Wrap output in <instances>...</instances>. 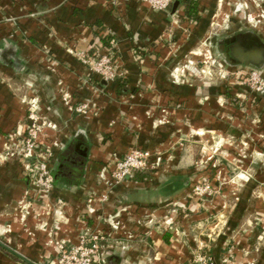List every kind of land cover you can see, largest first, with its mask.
<instances>
[{
	"label": "crops",
	"instance_id": "1",
	"mask_svg": "<svg viewBox=\"0 0 264 264\" xmlns=\"http://www.w3.org/2000/svg\"><path fill=\"white\" fill-rule=\"evenodd\" d=\"M189 1L156 11L143 0H0V264H53L57 242L95 234L103 264H264V95L250 104L197 77L212 26L240 11ZM251 47L255 59L238 62L263 65L258 35L222 43ZM109 48L113 82L79 59ZM33 108L54 126L39 139L51 151L47 197L6 152ZM134 150L152 154L149 167L112 186ZM205 182L213 195H193Z\"/></svg>",
	"mask_w": 264,
	"mask_h": 264
},
{
	"label": "built area",
	"instance_id": "2",
	"mask_svg": "<svg viewBox=\"0 0 264 264\" xmlns=\"http://www.w3.org/2000/svg\"><path fill=\"white\" fill-rule=\"evenodd\" d=\"M148 3L153 10L166 11L176 0H143ZM81 62L90 68L94 75H97L105 82H113L122 78L116 65V58L113 49H108L105 53L94 55L79 54ZM254 79L260 82V77L254 74ZM264 90V83L258 91ZM75 110L80 114H86L89 110L88 104H78ZM30 124L25 134L18 141L20 156L26 165V171L30 177L32 190L42 197L51 195L54 187V177L50 167L51 151L41 146L40 136L46 128H53V123L43 121L37 109L33 108L29 113ZM152 154L148 151L134 150L125 157L117 160L112 170V186L121 185L134 172L145 170L149 167V160ZM213 189L208 182L198 184L193 189V194L199 197L213 195ZM59 206L64 205V201L58 202ZM101 237L99 234L81 235L76 245L67 246L64 242H57L59 256L53 264H103L101 258ZM196 263L215 264L206 255H199Z\"/></svg>",
	"mask_w": 264,
	"mask_h": 264
},
{
	"label": "rangeland",
	"instance_id": "3",
	"mask_svg": "<svg viewBox=\"0 0 264 264\" xmlns=\"http://www.w3.org/2000/svg\"><path fill=\"white\" fill-rule=\"evenodd\" d=\"M216 5H219L215 7L216 11L240 12L233 14L234 16L229 13V16H225L222 22L217 20L216 22L222 24V26H212L213 56H210L211 53L209 52L207 54L204 52V55H208L209 58L207 60L204 59L205 62L202 64L198 63L196 65L197 71L195 73L197 77H201V81L204 83L216 87L229 88L233 95H239L240 99L246 98V101L248 100L250 104H255L260 97L258 95H264V90L258 91V88L264 83V64L247 67L245 64L232 60L223 51L222 43L225 44L227 39L232 41L237 39V37L251 35H258L264 42V0H216ZM237 27H242V29L238 30ZM254 74L259 75L260 82L254 79ZM37 111L39 113V110ZM42 118L48 124L49 120L46 117ZM20 139L17 137V142L12 141L11 144H7L6 152L17 155L18 147L20 146L18 141ZM205 197L209 198L210 196Z\"/></svg>",
	"mask_w": 264,
	"mask_h": 264
},
{
	"label": "flooded vegetation",
	"instance_id": "4",
	"mask_svg": "<svg viewBox=\"0 0 264 264\" xmlns=\"http://www.w3.org/2000/svg\"><path fill=\"white\" fill-rule=\"evenodd\" d=\"M237 41V40H236ZM237 44V42H236ZM254 47V46H253ZM253 47L247 49V50H235V51H225L227 56H229L232 60L239 61V60H245L246 62L252 61L256 57V48L252 49ZM244 51V52H243ZM258 55L261 54V52L258 51Z\"/></svg>",
	"mask_w": 264,
	"mask_h": 264
},
{
	"label": "trees",
	"instance_id": "5",
	"mask_svg": "<svg viewBox=\"0 0 264 264\" xmlns=\"http://www.w3.org/2000/svg\"><path fill=\"white\" fill-rule=\"evenodd\" d=\"M189 7H190V10L189 11H195L196 10V3H194L193 0H190L189 1ZM109 47V46H108ZM93 55V54H92ZM138 172V171H136Z\"/></svg>",
	"mask_w": 264,
	"mask_h": 264
}]
</instances>
